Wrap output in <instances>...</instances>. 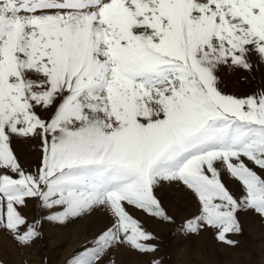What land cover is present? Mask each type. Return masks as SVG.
Wrapping results in <instances>:
<instances>
[{"label": "snow or ice", "instance_id": "1", "mask_svg": "<svg viewBox=\"0 0 264 264\" xmlns=\"http://www.w3.org/2000/svg\"><path fill=\"white\" fill-rule=\"evenodd\" d=\"M93 213L65 264H164L141 216L232 248L264 225V0H0V234Z\"/></svg>", "mask_w": 264, "mask_h": 264}, {"label": "rangeland", "instance_id": "2", "mask_svg": "<svg viewBox=\"0 0 264 264\" xmlns=\"http://www.w3.org/2000/svg\"><path fill=\"white\" fill-rule=\"evenodd\" d=\"M224 88L228 92L241 94L244 85L239 83L235 74H225ZM22 159L30 164L36 163L35 154L25 149ZM165 204L170 211H176L179 218L187 203L179 190H164ZM144 220L145 227L157 233L161 238V254L164 264H264V225L257 220L246 218L243 223V235L235 237L238 247H228L218 243L211 233L185 237L173 231L175 225L161 224L157 221ZM103 223L99 213L86 215L66 225L57 226L45 223L44 237L30 250L19 252L7 234H0V260L4 264H39L40 258L47 256L48 264H65V260L75 252L79 245L93 234ZM117 264H145L143 258L116 250Z\"/></svg>", "mask_w": 264, "mask_h": 264}]
</instances>
